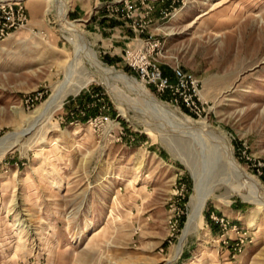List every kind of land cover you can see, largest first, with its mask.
I'll list each match as a JSON object with an SVG mask.
<instances>
[{"label":"rangeland","instance_id":"obj_1","mask_svg":"<svg viewBox=\"0 0 264 264\" xmlns=\"http://www.w3.org/2000/svg\"><path fill=\"white\" fill-rule=\"evenodd\" d=\"M20 1L12 23L0 19V139L28 128L0 156V264H170L193 172L216 176L220 186L200 235L183 240L171 264H264V204L245 199L247 182L217 153L225 137L241 172L264 189V0H127L137 3L142 38L160 42L162 70L172 77L178 66L199 81L204 112L192 116L167 105L168 94L147 90L204 122L205 134L181 131L129 88L93 77L43 120L38 110L62 82L73 47L49 0ZM74 1L67 22L104 66L137 80L123 51L114 53L131 48L113 42L118 30L134 35L112 11L122 0H90L77 18L69 16ZM88 17L93 30L83 26ZM77 72L89 77L86 62ZM101 113L113 127L89 126Z\"/></svg>","mask_w":264,"mask_h":264},{"label":"bare ground","instance_id":"obj_2","mask_svg":"<svg viewBox=\"0 0 264 264\" xmlns=\"http://www.w3.org/2000/svg\"><path fill=\"white\" fill-rule=\"evenodd\" d=\"M14 1L20 0H0V2ZM68 1L69 0H49L51 7L56 8L57 10L56 14L61 32L65 36V39H67V41H69L73 47L74 59L67 65L62 82L56 85L53 90L52 96L44 102L41 110H38V112L42 113L40 114V116L43 120L54 111L58 110L61 107L63 101L69 95L76 93L79 88L83 87V85L89 80L90 77H93L98 78L102 82L118 83L126 88H129L130 90L135 92L146 103L147 106L154 110L162 112L169 118L173 119L178 125V128L185 133L205 134L206 132H208L207 127L205 126L206 124L204 122H196L190 120L189 118L177 112V110H171L167 105L157 100L156 97L153 96L138 80L127 77L122 73H119L112 67L104 66L99 61L95 52L89 48V41L87 37L80 30L76 29L71 23L67 22L66 16L68 12ZM258 18H260V16ZM263 20L264 16L263 18H260V21L262 23ZM80 61H84L87 64L88 74L90 75L89 77H85L86 79H81V77L77 78V76L75 75L79 73L77 72V68ZM75 80L77 81V84L73 83ZM122 115L124 117L126 116L125 113H122ZM27 132L28 128L17 133L8 134L1 138L0 156L4 155L11 148L19 146L21 139ZM217 151L218 155L224 158L227 165V170L247 182V186L249 188L251 196L249 198L246 197L245 199L258 205H263L264 189L261 185H259L258 182L251 179V177H249L247 174L241 172L239 165L233 157L231 145L225 139V137H221L218 143ZM193 183L194 192L190 197V202L188 204V213L182 231V237L173 253L172 260H175L180 256L183 250V240H187L189 236L200 235L201 231L203 230V210L206 202L210 196L214 195L215 188H218L220 186V180H218L216 176H202L200 174H197L196 172H193ZM21 216L27 215L22 214ZM172 260L170 261L172 262Z\"/></svg>","mask_w":264,"mask_h":264},{"label":"built area","instance_id":"obj_3","mask_svg":"<svg viewBox=\"0 0 264 264\" xmlns=\"http://www.w3.org/2000/svg\"><path fill=\"white\" fill-rule=\"evenodd\" d=\"M19 2H0V19L7 22H13L15 6ZM139 5H143V2H138ZM121 10L118 6L114 8L113 12L121 11L123 18L130 24L126 25L132 29L134 35L130 40L131 48L123 50L122 58L125 65L135 73L137 80L141 82L145 87L149 86L154 89L155 93L159 97L164 94L169 95L167 105L172 104L174 107H182L190 115L200 118L204 112V104L200 98V85L199 81L194 75L185 72L178 66L170 68V74L172 77L165 74V71L161 68L160 59H164L163 50L160 42L152 40L151 37L143 39L142 35L145 32V24L141 18L135 15L137 3L122 0L118 2ZM151 10V8H148ZM4 31H0V38L4 36ZM116 120H112L106 113H101L93 119H89V126L93 129L106 130L113 127V123Z\"/></svg>","mask_w":264,"mask_h":264},{"label":"crops","instance_id":"obj_4","mask_svg":"<svg viewBox=\"0 0 264 264\" xmlns=\"http://www.w3.org/2000/svg\"><path fill=\"white\" fill-rule=\"evenodd\" d=\"M88 6H90V0H76V1H74L72 8H70L69 16L70 17L72 16L73 18H77L80 16H86V14L89 13L88 12ZM89 17H90V14H89ZM89 17H88V19H86V21H82L85 23L83 26H84V28H89V29L93 30V29H95V24H96L95 17H94V19H92L91 22H90ZM113 27H115V26H113ZM121 28L125 29L126 26L121 27ZM101 29H102V32L105 31V28H101ZM118 35H119L118 36L119 41H113V42H119V43H121V45H125L126 41H130L133 38V34H131L130 32L124 31V30H122V31L118 30ZM122 51H123V49H117V50L114 49V53H116V52L120 53ZM110 60H111V58H110Z\"/></svg>","mask_w":264,"mask_h":264},{"label":"trees","instance_id":"obj_5","mask_svg":"<svg viewBox=\"0 0 264 264\" xmlns=\"http://www.w3.org/2000/svg\"><path fill=\"white\" fill-rule=\"evenodd\" d=\"M165 74L167 75V73L165 72Z\"/></svg>","mask_w":264,"mask_h":264}]
</instances>
